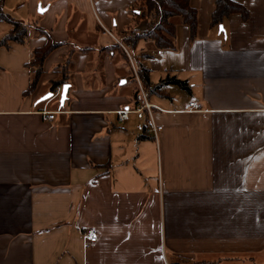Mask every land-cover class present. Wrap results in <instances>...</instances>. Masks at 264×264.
I'll return each mask as SVG.
<instances>
[{"label": "crops", "instance_id": "crops-1", "mask_svg": "<svg viewBox=\"0 0 264 264\" xmlns=\"http://www.w3.org/2000/svg\"><path fill=\"white\" fill-rule=\"evenodd\" d=\"M236 1L247 20L220 31L214 0H190L196 37L180 24L169 50L123 44L148 28L136 0H3L62 45L28 94L46 38L0 47V264H264V0ZM133 67L156 138L145 117L118 122L135 108Z\"/></svg>", "mask_w": 264, "mask_h": 264}, {"label": "trees", "instance_id": "trees-1", "mask_svg": "<svg viewBox=\"0 0 264 264\" xmlns=\"http://www.w3.org/2000/svg\"><path fill=\"white\" fill-rule=\"evenodd\" d=\"M3 0H0V22L8 23L12 29L7 35L0 39V47L8 48L10 43L25 44L32 34L43 36L46 43L32 51V62L27 65L34 68L31 76L27 94L34 91L42 75V68L45 59L61 43L52 41L50 35L45 30L38 27L36 23H22L3 9ZM135 8L132 9L133 24L140 20H146L148 28L144 32H135L133 29H127L123 32L122 42L125 46L133 48L140 39H146L153 42L156 49H173L176 33L175 19L179 24L185 25L189 31V39L194 40L197 34V11L191 7L190 0H136ZM238 14L243 20H247L248 11L236 0H214V10L211 14V27H218L229 16ZM86 50V49H85ZM67 65L61 67V78L54 82V87L67 84ZM143 83L148 86V80L139 72ZM181 84L180 82H177ZM182 85V84H181ZM159 87H157L158 90Z\"/></svg>", "mask_w": 264, "mask_h": 264}, {"label": "built area", "instance_id": "built-area-1", "mask_svg": "<svg viewBox=\"0 0 264 264\" xmlns=\"http://www.w3.org/2000/svg\"><path fill=\"white\" fill-rule=\"evenodd\" d=\"M131 61V58H129ZM133 75L137 84V90L135 94V108L133 109H126L121 110L117 112L118 116V122L123 123L129 115L133 114L138 119L146 118L145 126L146 130L152 134L154 138L157 137V134L160 132L161 128L158 126L154 121L153 116V109L154 106L150 104L148 99V93L141 85V82L139 81L138 74L135 72V69L133 67ZM60 92L56 91V94L58 95ZM189 108L193 109V111L197 110V106L194 103L189 104ZM54 118V113L48 114V119L52 120ZM83 239L87 243H93L96 241L97 236L96 233L93 230H88L83 234Z\"/></svg>", "mask_w": 264, "mask_h": 264}, {"label": "water", "instance_id": "water-1", "mask_svg": "<svg viewBox=\"0 0 264 264\" xmlns=\"http://www.w3.org/2000/svg\"><path fill=\"white\" fill-rule=\"evenodd\" d=\"M38 11L40 13H43L44 10L41 8V6H38ZM221 29H223L222 26L219 27L220 31H222ZM67 90H68V85H63L62 86V91H61V94H60V105L61 106L64 104V101L66 100ZM45 100H47V99H42L41 101H45Z\"/></svg>", "mask_w": 264, "mask_h": 264}, {"label": "rangeland", "instance_id": "rangeland-1", "mask_svg": "<svg viewBox=\"0 0 264 264\" xmlns=\"http://www.w3.org/2000/svg\"><path fill=\"white\" fill-rule=\"evenodd\" d=\"M175 23L177 26L180 25L177 19H175ZM59 101H60V96L59 97L57 96L53 99V102H55V103H58ZM53 105H57V104H53Z\"/></svg>", "mask_w": 264, "mask_h": 264}, {"label": "snow or ice", "instance_id": "snow-or-ice-1", "mask_svg": "<svg viewBox=\"0 0 264 264\" xmlns=\"http://www.w3.org/2000/svg\"><path fill=\"white\" fill-rule=\"evenodd\" d=\"M221 30H223V29H221ZM51 93H49L47 96H45V97H43L42 99H50L51 98ZM38 103H39V101H37Z\"/></svg>", "mask_w": 264, "mask_h": 264}]
</instances>
